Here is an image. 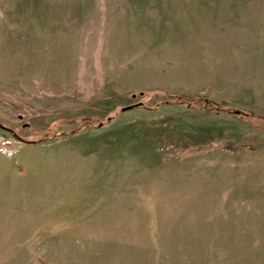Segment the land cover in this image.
Wrapping results in <instances>:
<instances>
[{"label":"rangeland","instance_id":"rangeland-1","mask_svg":"<svg viewBox=\"0 0 264 264\" xmlns=\"http://www.w3.org/2000/svg\"><path fill=\"white\" fill-rule=\"evenodd\" d=\"M0 123V264H264V0H0Z\"/></svg>","mask_w":264,"mask_h":264},{"label":"trees","instance_id":"trees-1","mask_svg":"<svg viewBox=\"0 0 264 264\" xmlns=\"http://www.w3.org/2000/svg\"><path fill=\"white\" fill-rule=\"evenodd\" d=\"M185 97H187V96H181V97H178V98H185ZM142 103H136V104H134V105H130L131 107H135V106H140ZM124 108V107H123ZM123 108L121 109V110H123ZM127 108H129V107H127ZM111 119V117H109L108 118V120H110ZM101 124H103V123H101ZM0 126L1 127H3V128H5V129H9L8 127H6V126H4L2 123H0ZM13 134H14V136H16V137H18V138H20V139H22L21 137H19L12 129H9ZM22 140H24V139H22ZM24 141H26V140H24ZM26 142H34V141H26Z\"/></svg>","mask_w":264,"mask_h":264},{"label":"crops","instance_id":"crops-1","mask_svg":"<svg viewBox=\"0 0 264 264\" xmlns=\"http://www.w3.org/2000/svg\"><path fill=\"white\" fill-rule=\"evenodd\" d=\"M3 187H0V190H4L5 191V193H6V189H7V187L5 188L4 187V189H2ZM3 203V194H1L0 193V204H2ZM0 236H2V234H0ZM0 240H2V239H0Z\"/></svg>","mask_w":264,"mask_h":264},{"label":"water","instance_id":"water-1","mask_svg":"<svg viewBox=\"0 0 264 264\" xmlns=\"http://www.w3.org/2000/svg\"><path fill=\"white\" fill-rule=\"evenodd\" d=\"M126 109H128V108H127V107H124V108H123V110H126Z\"/></svg>","mask_w":264,"mask_h":264}]
</instances>
